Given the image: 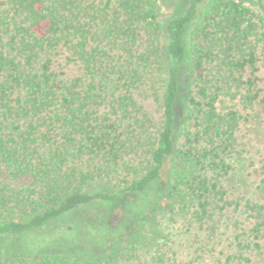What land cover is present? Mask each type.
Segmentation results:
<instances>
[{
    "label": "trees",
    "instance_id": "1",
    "mask_svg": "<svg viewBox=\"0 0 264 264\" xmlns=\"http://www.w3.org/2000/svg\"><path fill=\"white\" fill-rule=\"evenodd\" d=\"M253 115L264 124V0H191L165 26L158 0H0V264H113L166 216L213 235ZM254 193L242 250L264 241V178ZM121 200L137 222L100 229L108 252L47 251L70 233L44 228Z\"/></svg>",
    "mask_w": 264,
    "mask_h": 264
},
{
    "label": "rangeland",
    "instance_id": "2",
    "mask_svg": "<svg viewBox=\"0 0 264 264\" xmlns=\"http://www.w3.org/2000/svg\"><path fill=\"white\" fill-rule=\"evenodd\" d=\"M158 2L160 20L165 26L169 19L181 14L191 0ZM184 96L185 87L181 84L179 105H182ZM234 107V103L226 100L218 104L221 111ZM263 125L262 119L253 115L240 126L238 140L244 152L229 160L231 170L223 181L233 205L224 211L213 235L192 228L183 218L162 217L155 227L160 233L155 242L117 256L113 264H264V241H259L257 249L242 250L239 246L252 240L245 203L255 200V187L264 178ZM146 197L147 203L151 202L150 194ZM141 200L145 207L146 198ZM136 222L137 216L130 201L121 200L109 210L100 205L79 209L41 232L51 235L64 227L70 233L67 237L55 234L57 239L47 247V251L73 254L85 250L99 255L111 248L109 242L100 241V229L109 226L113 230L127 232L134 229Z\"/></svg>",
    "mask_w": 264,
    "mask_h": 264
}]
</instances>
